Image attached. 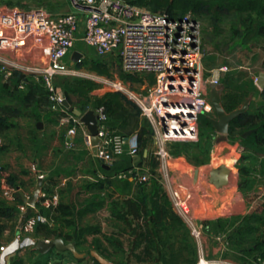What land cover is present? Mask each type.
Instances as JSON below:
<instances>
[{
  "label": "rangeland",
  "instance_id": "1",
  "mask_svg": "<svg viewBox=\"0 0 264 264\" xmlns=\"http://www.w3.org/2000/svg\"><path fill=\"white\" fill-rule=\"evenodd\" d=\"M27 1L39 3L49 14L8 18L1 13L0 51L14 47L16 57L22 58L24 51L34 49L30 59L42 70L46 58L41 20L67 13V0ZM141 7L177 13L173 9ZM192 17L202 27L203 86L215 68H225L218 83L223 95L234 96L240 102L238 106L251 96L248 112L256 116L262 113L264 96L256 80L264 73V36H256L254 29L264 16L252 13L242 18L251 31L241 45L230 51L205 41L209 23L199 16ZM229 29V24L224 25V32ZM33 40L35 44L30 45ZM220 41L227 43L226 36ZM74 49L84 55L83 61L72 65L67 58L65 63L72 72L56 76L54 84L63 88L66 97L73 100L71 106L82 113L102 106L107 94L119 93L121 97L111 99L120 102L121 107L116 113L106 109L110 136L138 132L140 160L132 161L125 152L116 153L114 163L103 171L101 161L85 142V127L79 118L70 112H47L46 90L40 77L29 76L25 91L17 88L22 76L16 75L10 86L0 80V87H12L0 98V175L14 176V182L21 186L23 180L31 182L30 164L42 165L55 182L51 190L59 197V206L49 215L53 222L37 225L30 237L60 236L67 243H75L76 250L85 253L86 258L93 260L90 252L96 251L112 264H199L201 259L209 264H254L258 250L264 251V140L255 141L252 135L243 139L242 135L256 127H231L227 135H221L202 121L206 118L203 115L196 141L155 140V130L136 110L138 101H148L153 86L150 76L125 73L116 55L99 58L81 44L74 45ZM117 87L122 90L117 91ZM30 89L37 96L26 102L24 97ZM4 107L20 114L12 116ZM209 116L215 118V113ZM59 120L65 121L56 133ZM38 122L41 129L36 128ZM70 129L74 130L75 142L66 146ZM145 150L147 155L143 157ZM126 167L130 168L125 171ZM136 174L146 175L148 181H131ZM226 179L225 191L221 187ZM153 181L159 185L157 193H153ZM33 191V187L28 190L29 197ZM20 220L17 210L0 219V245L13 240ZM218 239L226 243L223 251L218 249ZM255 244L258 249L253 248Z\"/></svg>",
  "mask_w": 264,
  "mask_h": 264
},
{
  "label": "built area",
  "instance_id": "2",
  "mask_svg": "<svg viewBox=\"0 0 264 264\" xmlns=\"http://www.w3.org/2000/svg\"><path fill=\"white\" fill-rule=\"evenodd\" d=\"M67 3L72 12L48 15L41 20L46 66L42 70L36 69L30 76L41 78L47 92L48 109L52 112H69L63 106L65 94L54 84V78L72 72L65 60L72 55L81 23L80 41L97 57L116 55L125 73L154 77V84L148 91V101H138V106L142 117L155 130V140L173 143L196 141L200 117L214 112L209 100L210 82L206 79L203 86L202 80L200 21L189 14L168 16L154 13L126 0H67ZM83 59L82 54V58L73 65L80 64ZM224 70L219 68L220 72ZM13 78L11 68L0 62L1 83L10 85ZM27 84L28 79L24 76L17 88L25 91ZM118 90L122 88L117 87ZM93 112L97 117L96 137L99 139L94 156L105 167L112 165L114 155L120 152L127 153L132 161H136L141 151L138 133L112 138L104 106L97 107ZM73 132V129L69 130L66 146L71 145ZM89 138L85 128V142L90 145ZM29 170L36 181L41 182L39 197L31 215L21 228L18 227L21 237L10 245L0 247V264H7V257L24 248L35 249L38 241L30 237L33 229L37 225L50 224L42 211L52 212L59 205V197L51 190L47 173L34 163ZM131 181L144 183L148 177L136 174ZM27 209V204L18 207L20 219ZM225 246L226 243L219 240L218 249L223 251ZM199 264L209 263L201 259ZM254 264H264V260L257 258Z\"/></svg>",
  "mask_w": 264,
  "mask_h": 264
},
{
  "label": "trees",
  "instance_id": "3",
  "mask_svg": "<svg viewBox=\"0 0 264 264\" xmlns=\"http://www.w3.org/2000/svg\"><path fill=\"white\" fill-rule=\"evenodd\" d=\"M128 2L131 4H137L138 6H148L157 10L173 9L177 11L175 15H170L165 13L168 16H181V15L189 14L191 16L194 15L197 17L198 16L201 17L204 21L209 23V28H210V31L204 33L205 41H207L208 43L215 44L222 51H230L233 50L236 46L241 45L244 42L247 33L251 31L250 29L251 26L249 25L247 26L245 21H243L242 19L244 16L248 17L252 13H255L257 16H264V4L262 0H130ZM154 13H159V12H154ZM226 24L230 25V29L228 32H224V25ZM254 34L256 36H264V21L256 25L254 29ZM223 36H226L227 38V43L225 44H222L220 41V39ZM93 70L101 74H104V71L98 70L97 68H93ZM149 76H150V84L153 85L154 77L152 75ZM23 78L24 76L21 77V79ZM261 94L264 96V90L261 92ZM35 96H37L36 91L30 89L28 94L24 97V101L28 102ZM117 97H121V95L117 92L107 94L106 95L107 100L103 104L104 108L105 109L112 108L113 110H111V112L116 113V111L121 107V103L120 102L117 103L115 99H111V98H117ZM46 99H47V92H46ZM66 100L69 103H72L73 101L71 97L70 98L66 97ZM239 103H240L239 100L234 99V96L222 95V105L227 112L235 109L239 105ZM3 109L12 112L11 113L12 116H17L20 114L18 111L11 109L10 107H4ZM136 110L138 111V113H140L139 108L136 107ZM261 112L262 113L256 116L250 114L247 111L245 114L235 118L230 124V128L256 127L254 128L256 129V132L251 134L253 139L255 141L264 140V109ZM202 121L205 124L211 125L206 118H203ZM257 121L259 122V124L255 126L254 124ZM242 144L243 146L248 147V143H246L245 141H242ZM144 149H146V147ZM129 168L130 167H126L125 171L128 170ZM101 169L105 171L107 167H102ZM0 176L4 177L5 184L7 186L9 187L14 186V177L6 174ZM158 186H159L158 183L156 181H153V193H157ZM20 203H22V201H20ZM2 205L4 204L0 203V218L8 217L16 210L15 207L3 208ZM58 238L61 237L59 236ZM61 239L65 241V238H61ZM253 248L258 249V245L255 244ZM100 255L106 259V257H104L102 254ZM257 258L264 260L263 250H258V254L255 257V261L257 260ZM7 264H24V263L21 258L17 257L13 261ZM93 264H99V263L93 259Z\"/></svg>",
  "mask_w": 264,
  "mask_h": 264
},
{
  "label": "crops",
  "instance_id": "4",
  "mask_svg": "<svg viewBox=\"0 0 264 264\" xmlns=\"http://www.w3.org/2000/svg\"><path fill=\"white\" fill-rule=\"evenodd\" d=\"M12 2H13L12 0H0V14L5 13V15L8 18L13 16V15H18L21 18H29L33 15H36L39 12L40 13L41 12L47 13V14H49L48 12H50L49 10L48 11L44 10L40 6L39 3L33 4L27 0H17L18 4H12ZM67 11L68 12L73 11L70 8V6L68 5V3H67ZM81 34H82V24L80 23V27H79L78 33L76 35L75 47L77 46V44L84 45L80 41ZM33 44H35V40L31 41V43H30V45H33ZM74 51L78 52V50L73 48V52ZM15 53H16V51L14 50V47H7L4 50H1L0 51V62L6 63L11 68L14 77L16 75H21V76H25V77L31 76V73L33 71H35L36 69H38L34 60L31 61V59H30V58L34 57L35 50L34 49H28V50L24 51L23 52L24 55L22 58L16 57ZM71 56L67 57V58H70V60H71ZM8 86H10V85H8ZM57 88L63 92L62 87H57ZM8 89H12V87H0V98L5 97ZM46 108L48 110L47 112H51L48 109V106ZM64 121L65 120H59V127L56 128V133H57V130L59 128H61L62 123ZM74 142H75V138L71 137V144L73 145ZM91 152H92V149H91ZM34 164H36V163H34ZM37 166L41 170L45 171L43 169L42 165H37ZM102 167H105V166L102 164ZM29 168H30V166H29ZM6 175H9V174L7 173ZM12 177H14V176H12ZM29 179H31L32 183L23 180L22 181L23 185L20 186V184L19 183L16 184V181H15L14 186L9 187L5 184L4 177L0 176V203L4 204L6 207H15L17 210V214H18V207L20 205L26 204L23 201V195H25L27 197V199H30L31 197L28 196V190L31 189L32 187L35 190L37 187L38 181H36L35 176L31 172H30ZM50 181H51V184H52V182L55 183L52 177H51ZM24 182H26V183H24ZM31 184H32V186H31ZM223 184L225 186L221 187V189L225 190L226 189L225 187L228 184L227 179L223 182ZM2 189H4V190L2 191ZM33 193H34V191H33ZM14 198H16V200H18L17 203L14 202ZM20 201H22V203H20ZM42 213L45 214L49 218L50 223L53 222V219L49 217V215L53 214V211L52 212L42 211ZM0 219H2V218H0ZM21 234L22 233L18 230L15 234V237H13V240L10 243L2 244V245H0V247L3 245L12 244V242H14L17 239V237H19V236L21 237ZM51 239H54V238H49V239L35 238V240H37V241H40V240L46 241V240H51ZM17 257L21 258L23 260L24 264H93L92 259L85 258L83 260H78V259H75L72 256V254L69 252H58L56 250H51L48 254L41 255L39 252H37L33 248H24V249L16 252L15 254L7 257L6 261H7V263H9Z\"/></svg>",
  "mask_w": 264,
  "mask_h": 264
},
{
  "label": "water",
  "instance_id": "5",
  "mask_svg": "<svg viewBox=\"0 0 264 264\" xmlns=\"http://www.w3.org/2000/svg\"><path fill=\"white\" fill-rule=\"evenodd\" d=\"M82 58V54L80 52L74 51L71 56V63L72 65L78 60ZM220 80V71L218 68H215L213 71L211 77L208 78V81L210 82L209 85V100L213 107L215 118L211 116H206V119L211 124L213 130L217 134L221 135H227L230 130V124L232 121L245 114L248 109L251 102V96H249L243 104L236 107L235 109L227 112L223 105H222V95H223V87H220L218 85ZM256 83L258 87L263 91L264 90V73H260L257 77ZM64 108H66L70 113H72L74 116L78 117L80 119V122L84 125L86 130L88 131L90 138V146L92 149L93 155H96L97 146L99 144V139L96 137V127H97V117L94 114V112L89 111L82 113L81 111L77 110L71 104L65 100L63 103ZM37 129H41V123L38 122L36 124ZM256 132V129H252L242 135V138L245 139L247 136L253 134ZM147 151H144L143 157H146ZM136 160H140V157H137ZM40 186L41 182H37V187L34 190V193L30 199H27L25 195H23V201L28 205L27 211L22 215L19 228L23 226L26 219L31 215L32 208L35 206L40 192ZM35 250L39 252L41 255L48 254L51 250H56L58 252H69L72 254V256L75 259L83 260L86 258L85 253H79L76 250V245L73 242L66 243L61 238H56L53 240H40L37 242L35 246ZM91 257L96 260L99 264H112L105 258H103L98 252L91 251L90 252Z\"/></svg>",
  "mask_w": 264,
  "mask_h": 264
}]
</instances>
